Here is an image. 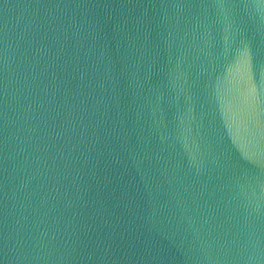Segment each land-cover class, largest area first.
I'll return each instance as SVG.
<instances>
[{
	"label": "water",
	"instance_id": "water-1",
	"mask_svg": "<svg viewBox=\"0 0 264 264\" xmlns=\"http://www.w3.org/2000/svg\"><path fill=\"white\" fill-rule=\"evenodd\" d=\"M0 264H264V0H0Z\"/></svg>",
	"mask_w": 264,
	"mask_h": 264
}]
</instances>
